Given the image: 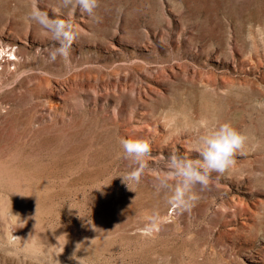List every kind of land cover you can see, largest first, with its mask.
Returning a JSON list of instances; mask_svg holds the SVG:
<instances>
[{
  "label": "rangeland",
  "instance_id": "rangeland-1",
  "mask_svg": "<svg viewBox=\"0 0 264 264\" xmlns=\"http://www.w3.org/2000/svg\"><path fill=\"white\" fill-rule=\"evenodd\" d=\"M33 13L71 22L68 59ZM0 51V264H264V0H99L94 17L0 0ZM225 122L243 152L178 212L167 157L198 158ZM121 138L151 147L130 189Z\"/></svg>",
  "mask_w": 264,
  "mask_h": 264
},
{
  "label": "clouds",
  "instance_id": "clouds-1",
  "mask_svg": "<svg viewBox=\"0 0 264 264\" xmlns=\"http://www.w3.org/2000/svg\"><path fill=\"white\" fill-rule=\"evenodd\" d=\"M62 7L69 14L73 9H79L81 13L94 17L99 0H62ZM31 19L46 30L54 41L48 53L49 61L68 59L71 44L76 38V30L71 22L49 19L46 13H33ZM96 19L99 21L98 17ZM246 142V136L230 122L202 132L195 140L198 158L190 159L176 153L167 157L165 171L158 181V191L164 192L167 204L178 212L190 211L197 199L194 188H207L213 173L219 178L230 171L236 163V154L243 152ZM119 144L123 158L136 165L130 172L120 176L129 187L130 182H140L151 147L147 141L140 139L121 138Z\"/></svg>",
  "mask_w": 264,
  "mask_h": 264
},
{
  "label": "bare ground",
  "instance_id": "bare-ground-1",
  "mask_svg": "<svg viewBox=\"0 0 264 264\" xmlns=\"http://www.w3.org/2000/svg\"><path fill=\"white\" fill-rule=\"evenodd\" d=\"M1 52V51H0ZM2 64L0 63V66H1ZM7 246V245H6Z\"/></svg>",
  "mask_w": 264,
  "mask_h": 264
}]
</instances>
